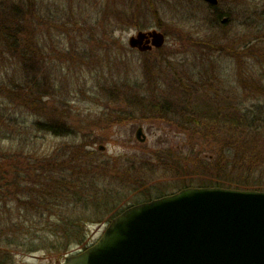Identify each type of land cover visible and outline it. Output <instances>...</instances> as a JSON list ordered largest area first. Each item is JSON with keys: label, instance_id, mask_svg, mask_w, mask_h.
Returning a JSON list of instances; mask_svg holds the SVG:
<instances>
[{"label": "rangeland", "instance_id": "374dc122", "mask_svg": "<svg viewBox=\"0 0 264 264\" xmlns=\"http://www.w3.org/2000/svg\"><path fill=\"white\" fill-rule=\"evenodd\" d=\"M136 1L0 0V32L9 16L17 17L13 42L5 45L0 38V181L11 177L21 196L32 191L27 205L43 203L42 193L33 194L50 186L51 177L81 178L99 196L112 190L122 207L192 186L201 177L192 173L194 150L210 148L201 139L206 128L188 123L186 115L208 100L225 108L264 103V0H219L214 7L204 0H144L141 27L122 20ZM153 28L167 35L163 57L157 49L129 45L139 29ZM25 50L30 53L23 57ZM35 51L45 59L36 61ZM159 58L170 61L166 73L154 67ZM25 74L37 75L41 89L34 98L25 94L30 102L10 93L21 89L17 83ZM163 96L184 101L183 110L161 113L153 102ZM52 122L72 133L50 131ZM139 127L144 142L136 137ZM263 145L264 137L257 146ZM19 206L14 201L0 208V229ZM87 217L92 221L83 234L95 242L109 220L101 212ZM34 239L69 250L9 247L0 249V264H66L81 249L41 231Z\"/></svg>", "mask_w": 264, "mask_h": 264}, {"label": "trees", "instance_id": "16d2710c", "mask_svg": "<svg viewBox=\"0 0 264 264\" xmlns=\"http://www.w3.org/2000/svg\"><path fill=\"white\" fill-rule=\"evenodd\" d=\"M151 3L153 2L151 1ZM134 7L132 6L131 10L129 9L125 12V15L123 14L124 18L122 20H127L128 24L132 26L141 27L145 23L142 18L147 6L145 7L144 0H139L136 1ZM27 12L28 11H26V13ZM13 15L23 16L21 12L17 11H15ZM16 18L15 16H12V18L9 16L6 21L2 23L0 38L5 45L13 42L12 38L16 24H13L12 20H16ZM216 18L219 22L220 20L223 22V13H219ZM124 26L128 25L125 24ZM20 28L21 25H19V29ZM161 49H158V51H160V57H163L164 54L161 53ZM3 52H6V49H4ZM29 53V51L25 50L21 55L25 57ZM31 54L38 59L36 61L45 59L44 57L39 58L36 51L31 52ZM159 59L162 62L154 67L155 69L159 67L162 72L166 73L165 67H167V63L170 61H167L165 58ZM36 64L41 65V63ZM38 65L30 63L29 67L36 68ZM44 67L43 63V69ZM45 74L46 73H44V78ZM37 78V75L25 74L24 80L17 83L19 85L23 84L20 87L21 89L12 87L13 89H11L10 93L14 94L16 92L17 95L20 94L23 96L24 101L30 102V97L27 96L30 94V96H32L35 91L36 94H39L41 91V89H39L40 85L36 82ZM124 85L123 83L122 89L127 90L128 85H125V87ZM176 86L177 83L175 87ZM185 86L187 87L188 85ZM183 90L189 92V88ZM189 93H191V91ZM25 94L27 96H25ZM164 96L161 98L162 101L156 100L153 102L154 106H156L161 113L183 110L181 108L182 102L184 101H165L163 100ZM165 99L169 98L166 97ZM188 101L189 99L187 102ZM235 101L236 100H232L231 102ZM218 102L219 101L208 100L204 104V108H201L199 104L196 110L194 108L192 113L186 115L188 123L206 128L201 135V139H203L204 143L208 144L203 146H208L210 148V152L208 153L201 151L200 148L194 150V156L197 158L198 162L197 165L193 166L192 173H194L196 177L198 175L201 176L194 186H217L264 191V145L263 147L257 146L259 140L264 137V103L262 101H257L255 108L252 109V107H250L251 105L246 108H235V105L225 108ZM51 124L50 131H54L58 134L72 133L68 129L64 131L61 124L55 122ZM69 127L70 129L72 128V126ZM231 131L236 132L230 133ZM31 162L32 160L29 161V164ZM1 167H3V163L0 164V172ZM0 175H2V173H0ZM112 176L111 178H113ZM1 179L4 180V183L0 181V208L9 202L16 201L20 203L14 215L11 212L9 218H4L7 220V223L2 224L4 226L0 229V249L3 252H9L10 248L13 247L15 249L20 248L23 252H34L39 249L49 248L50 246L49 249L54 248L55 252L57 251L56 253L63 254L69 250L67 246L71 241H73V243L76 242L78 247L86 248L90 242L83 234V228L88 222L92 221L91 218L87 217L89 214L101 212L102 216L107 217L106 220L110 221L114 216L129 206L122 207L123 204L119 206V201L112 194L114 191L112 192V190L108 191V189H106L104 196H99L96 188H86L84 186L85 180L70 176L67 178L63 176L59 179L51 177L49 179L51 181L50 186H46L44 189L35 190L31 187L36 191L33 197L38 192L42 193L41 198L43 203L27 205L31 203L32 191L24 193L25 195L21 196L23 193L19 192V188L11 177L7 178V176H3ZM52 179H54V181H52ZM10 182L15 186H12ZM147 194L149 193H145L144 196ZM33 199L35 200V198ZM52 199L55 205L51 204ZM150 199L152 198L147 200ZM31 206H33V209H31ZM34 209L36 210L33 211ZM82 209H84V211H82ZM89 209H93V212L89 213ZM0 213H3V210L0 209ZM40 231L42 233H50L53 235L54 239L62 240V242L66 240L65 246L68 242L67 248L59 246L53 247L54 240L50 241L49 245L47 242H38L34 237L37 236ZM25 238H29L31 241Z\"/></svg>", "mask_w": 264, "mask_h": 264}, {"label": "water", "instance_id": "95a60500", "mask_svg": "<svg viewBox=\"0 0 264 264\" xmlns=\"http://www.w3.org/2000/svg\"><path fill=\"white\" fill-rule=\"evenodd\" d=\"M165 41L140 30L129 45L146 51ZM136 137L146 140L143 127ZM67 264H264V191L187 187L130 206Z\"/></svg>", "mask_w": 264, "mask_h": 264}, {"label": "flooded vegetation", "instance_id": "af4514ba", "mask_svg": "<svg viewBox=\"0 0 264 264\" xmlns=\"http://www.w3.org/2000/svg\"><path fill=\"white\" fill-rule=\"evenodd\" d=\"M129 1H130V0H129ZM140 30H143V29H139L138 31H140ZM144 31H145V30H144ZM163 33H164V32H163ZM164 35H166V34L164 33ZM166 36H167V35H166ZM166 36H165V37H166ZM157 50H158V49H157ZM150 51H152V50H150Z\"/></svg>", "mask_w": 264, "mask_h": 264}]
</instances>
